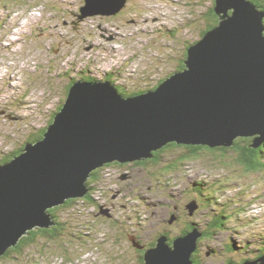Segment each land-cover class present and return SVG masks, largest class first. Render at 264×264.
<instances>
[{
  "label": "rangeland",
  "instance_id": "rangeland-1",
  "mask_svg": "<svg viewBox=\"0 0 264 264\" xmlns=\"http://www.w3.org/2000/svg\"><path fill=\"white\" fill-rule=\"evenodd\" d=\"M85 4L0 0V163L49 125L66 100L70 77L113 80L129 93L156 88L201 40L215 0H127L116 14L81 17ZM186 151L167 147L155 162L98 168L90 195L57 211L68 228L63 234L0 255V264H144V249L159 231H169L174 241L189 222L203 228L216 213L225 214V222L199 238L202 264H223L227 241L236 244L235 259L241 252L253 258L264 247V167L246 170L238 149H202L192 157ZM174 200L185 210L179 219ZM193 201L198 207L191 212Z\"/></svg>",
  "mask_w": 264,
  "mask_h": 264
},
{
  "label": "water",
  "instance_id": "water-1",
  "mask_svg": "<svg viewBox=\"0 0 264 264\" xmlns=\"http://www.w3.org/2000/svg\"><path fill=\"white\" fill-rule=\"evenodd\" d=\"M86 3L83 14L112 15L126 0ZM214 10L219 23L189 46L183 70L130 96L111 80L75 81L43 137L0 163V255L30 230L50 228L49 209L86 196L106 163L150 159L170 142L232 146L254 136L253 147L264 143V10L253 0H215ZM200 236L188 231L170 244L162 234L145 263L194 264Z\"/></svg>",
  "mask_w": 264,
  "mask_h": 264
},
{
  "label": "trees",
  "instance_id": "trees-1",
  "mask_svg": "<svg viewBox=\"0 0 264 264\" xmlns=\"http://www.w3.org/2000/svg\"><path fill=\"white\" fill-rule=\"evenodd\" d=\"M253 1L261 9L264 10V0H253ZM214 7H215V4H214ZM209 15L211 16L210 17L211 23L203 31L202 37H203V35L208 30H210L211 28H213L220 21V18H219L218 14L216 13V11L214 10L213 7H212V10L210 11V14ZM187 51H188V49H187ZM178 64H179V65H177L178 68L175 69L173 72L168 73L167 76L162 77L159 80V82L157 83V85L160 84L162 81H164L166 78H168L173 73H175L177 71L183 70L185 68V59H183ZM70 78L73 81L68 83V86H67V89H68L67 90V94H68V91H69L71 85L75 82L74 81L75 78H73V77H70ZM81 79L99 80L97 77H93L92 75H86L85 77H82ZM111 81L114 84H116L113 80H111ZM116 86L119 88L120 92L123 95H125V96H130V95H134V94H138V93L143 92V89H139V90L132 91V92L129 93V92H126L125 90H123V88L120 87L118 84H116ZM61 107L62 106H60L59 109H61ZM54 116L51 119V122L49 123V125L52 123V121L54 119ZM48 126L42 128V129H39V132L38 133H35L33 135V137L31 139H29L28 141H26L25 143L26 144L29 143V142L32 143V142H36L39 139H41L43 137V135L45 134ZM253 141H254V136H250V137H239V138H236L235 139V143L232 146H216V147H210L208 145H188V144L186 145V144H178L177 142H170L166 146H164V148H162V149H160L158 151H154V157H152L151 160H148V161H151V162L154 161L155 162V161L160 160V152H162L167 147H174V146H184L185 149H187V151H186L187 152V155L190 156V157L195 156V155H198V153L202 149H207V150H210V151H216V150H225V151H228L230 149H238V151H237L238 154H239L238 155L239 156L238 161L240 163H243V165L245 166L246 170L256 172V171L262 170V168L264 167V161L262 159L264 157V143L261 144L259 147H253L252 146ZM23 150H24V147H21L20 146L18 149L13 150V152L11 154H9V156H6L1 161L2 162L9 161L13 157L19 155ZM144 162L145 161L143 160V163ZM105 165L106 166H109L111 164L110 163H107ZM122 165H124V164H122ZM101 169H104V168L102 167ZM98 173H99V170H95L93 172V175L91 176L92 178L88 181V185H89V188H90V191L88 193L89 195L92 192V190L94 189V186L93 185H94L95 179L98 178V176H99ZM91 184H93V185H91ZM206 186L207 185L206 184L204 185V183L201 184V186H200V188H201L200 189V194L205 195L204 192H206L205 190H207V189L204 190V188ZM76 201H77V198H71V199L66 200V202L64 204L49 209V212L52 214L53 220H54L55 223L50 228H36V229L30 230L27 235H24L20 239V241L18 242L17 245L11 247L6 252V255H9L12 252L17 253V252L23 251V249L26 246L34 243L36 241V239H38V237H40V236H48V237H53L54 238V237H57L58 235L63 234L62 232L64 230H67L68 228H66V225L64 227V224L59 220V218L57 216V211L60 210V209H62V210L63 209H67L68 207L72 206ZM221 206H224V205H221ZM215 215H216L215 218H211V220H208V221L205 222L203 228H201L200 225L197 222H189L186 225V227H184V230L185 231L187 230L186 232L192 231V230L199 231L201 233L200 239H204L206 237L212 236L213 233H214L213 231H215L218 227H221L223 225V223L225 222L224 219L226 218L225 214H223V213H219V214L216 213ZM181 232H183V230ZM186 232H184V233H186ZM162 234H166L168 236L169 235V231H164V230L159 231L156 240L154 239L150 243L149 246L150 247H153L156 244V241H157L158 237L161 236ZM172 241H173V238L171 240L170 239L168 240V242L170 244H171ZM133 244H134V242H133ZM150 247H147L146 249H144V255H145L146 250L148 248H150ZM209 248H212V246H209ZM222 248H223V252H225V254H228V256H226V257H228V259H223V261H224L223 264H228V263L244 264L247 261H250V262H252L254 264H262L261 261L259 260V258L262 257V256H264V247L263 248L262 247L259 248L260 252L257 255H254L253 258L252 257H247L246 254L244 255L241 252L240 253L241 260H237V259H235L233 257L235 254H237V247H236V244H235L234 241H231V242L230 241H227V243H225ZM199 249L200 248H197L195 250V252L193 253V255H192V259L194 261V264H202L201 257H203V255L202 254L200 255ZM216 250L217 249H212L211 250V253L213 255H214V253H216V255H217ZM230 261H232V262H230ZM143 262H144V264H146L145 261H143ZM140 263L143 264L142 263V260L140 261Z\"/></svg>",
  "mask_w": 264,
  "mask_h": 264
},
{
  "label": "flooded vegetation",
  "instance_id": "flooded-vegetation-1",
  "mask_svg": "<svg viewBox=\"0 0 264 264\" xmlns=\"http://www.w3.org/2000/svg\"><path fill=\"white\" fill-rule=\"evenodd\" d=\"M148 160H151V158L150 159H147L146 160V162H151V161H148ZM144 177V176H143ZM140 178V179H143V181L145 180L144 178ZM130 183H133V186L135 185V186H140V184L141 183H135L132 179H129L128 180ZM142 181V183H143V186L145 187V183ZM194 183V182H193ZM132 185V184H131ZM149 188H153L152 186H149ZM180 190V189H179ZM179 198H181V196H180V194H179ZM176 200V199H175ZM173 201L171 204H172V207L174 208V209H178V219L180 218V213L182 214L183 212H185V210H183V208H182V205H180V203L179 202H177V201ZM152 202H154V201H152ZM160 204H161V202H159ZM184 206H185V204H184ZM170 214H173V211H170L169 212ZM187 231V230H186ZM184 229H183V232H181V233H184V232H186ZM138 244H139V242H137ZM134 245V244H133ZM139 245H141V244H139ZM146 245V244H145ZM135 246V245H134ZM142 246V245H141ZM147 246V245H146ZM146 248V247H145ZM229 262V261H228ZM230 262H232V261H230Z\"/></svg>",
  "mask_w": 264,
  "mask_h": 264
},
{
  "label": "bare ground",
  "instance_id": "bare-ground-1",
  "mask_svg": "<svg viewBox=\"0 0 264 264\" xmlns=\"http://www.w3.org/2000/svg\"><path fill=\"white\" fill-rule=\"evenodd\" d=\"M126 1H127V0H126ZM85 2H86V0H85ZM86 4H87V3H86ZM86 4H85V5H86ZM125 4H126V3H125ZM85 5H83L82 7H84ZM82 7H81V11H82L83 13H85V12L83 11ZM123 8H124V7H123ZM121 10H122V9H121ZM121 10H120V11H121ZM120 11H119V12H120ZM232 12H233V10H229V14H230V15H232ZM96 14H98V13H96ZM80 16H81V17H84V16H86V14H82V15H80ZM80 16H79V17H80ZM192 44H193V43H192ZM17 69H18V68H17ZM157 151H158V150H157ZM89 191H90V189H89ZM240 193H241V191H240ZM215 199H216V198H215ZM252 202H253V201H252ZM165 220H166V219H165ZM169 224H170V223H169ZM6 252H7V251H6ZM6 252H5L4 254H6ZM228 264H229V263H228Z\"/></svg>",
  "mask_w": 264,
  "mask_h": 264
}]
</instances>
